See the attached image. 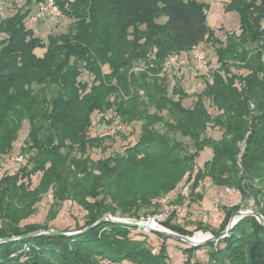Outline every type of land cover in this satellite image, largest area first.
<instances>
[{
	"label": "trees",
	"instance_id": "16d2710c",
	"mask_svg": "<svg viewBox=\"0 0 264 264\" xmlns=\"http://www.w3.org/2000/svg\"><path fill=\"white\" fill-rule=\"evenodd\" d=\"M41 1L18 5L13 0L11 15L0 21V163L14 156L24 123L29 126L19 155L25 162L15 172L6 167L0 178V240L44 233L0 244V264H171L169 237L155 233L164 240L155 248L148 235L124 223L105 221L73 236L47 233L54 229L50 224L22 227L14 210L47 185L55 188L58 202L69 198L88 213L84 224L75 221L76 229L64 232L82 231L107 213L115 215V203L126 212L123 184L139 164L145 172L157 164L160 172H180L161 196L151 197L158 210L159 198L185 179L192 202L202 201L197 189L210 178L261 203L264 189L256 182L264 184V0H229L227 9L239 13L241 25L240 33L228 34L225 41L208 26L207 5L200 0H55L69 26L50 29L47 43L30 24ZM209 41L220 45L215 50L220 69L186 107L189 94L178 82L170 92L162 69L173 53H189ZM137 65L146 69L136 73ZM85 74L91 81L82 79ZM109 112L114 116L108 124L114 118L142 122V136L124 152L96 161L90 150L107 153L111 147L107 137L90 136L93 117L101 114L102 122ZM159 124L164 134L157 131ZM208 129H218L220 138L209 136ZM206 148L213 158L197 169ZM38 172L43 175L33 189L30 177ZM23 178L28 182H20ZM142 191L137 187L132 196L141 199L137 210L150 206ZM184 200L178 196L174 204ZM223 210V229L215 236L225 234L241 205ZM176 216L173 210L163 225L191 236L171 223ZM205 246L210 247L206 264H264V226L253 216L243 217L229 235ZM201 247L185 248L184 264H201L195 261Z\"/></svg>",
	"mask_w": 264,
	"mask_h": 264
},
{
	"label": "rangeland",
	"instance_id": "374dc122",
	"mask_svg": "<svg viewBox=\"0 0 264 264\" xmlns=\"http://www.w3.org/2000/svg\"><path fill=\"white\" fill-rule=\"evenodd\" d=\"M4 1L9 6H11V3L13 2V0ZM203 3L207 5L208 26L213 31H215L218 39L225 41L228 34H231L233 32L240 33V15L236 11H229L227 9V4L229 3V0H203ZM9 6L8 9L5 11L4 15L0 14V21L2 20L1 18H5V16L8 17L11 15ZM39 23L41 22H36L34 28L40 27L41 24ZM46 23L48 25V29H54L55 31H65L69 26L68 20L65 18V16H60V18H56L54 20L47 19ZM48 32L49 31L42 33L41 31L40 33L37 31V29H35L36 37L42 40L44 43H47L48 41ZM201 45V49L205 55L204 64H199L195 61V59L192 58H190L189 60H185L187 61L186 64L181 65L182 67H180L183 68V75L180 76L179 74L181 73L180 71H178V69L173 66L171 67L167 65V62L169 60L167 59L161 73V75H165L167 78L166 81L167 85L169 86L170 92H172L174 85L178 82L179 84H181L179 86H181L184 91L189 94V97L183 102L186 107L191 106L196 100V94L201 93L205 89L206 82L211 78L212 72L220 69V65L218 63L215 51L216 48H218V46L220 45H215V43H213L212 41L203 43ZM38 54H43V50H39ZM178 55H180L182 58L186 56V54L183 52L172 54V56ZM145 69V66L141 67L137 65L134 71L136 73H141ZM82 79L87 82L91 81L90 76L86 74L82 76ZM143 94L144 93L141 92L142 96ZM174 98L178 99L179 96L175 95ZM155 110L156 109L150 107L149 113L155 114ZM209 111L213 115L217 114V111L211 107L209 108ZM164 115L167 116V113L165 112ZM100 116L101 114H97L93 117L94 126H92L90 136L107 137L105 143L106 145L111 147V149L107 153H102L100 150H90L89 155L91 159L97 161L101 158L108 157L112 152H124L126 148L135 145L138 142L139 138H141L142 122L128 124L119 121V119L117 118H114L112 123L108 124L106 123V120L111 119L114 114L111 112L107 113L104 117V121L102 122L99 121ZM157 131L159 133L164 134V125H157ZM218 132V129H208L209 136L216 137L217 139L220 138ZM28 133L29 126L27 125V123H24L19 139L15 143V149L11 154L12 156L14 155L13 157H17L21 154V147L24 141L26 140ZM108 136H110L111 138ZM187 142L189 143V141ZM244 144L245 143L240 144L241 151H244ZM25 158L27 159V156ZM212 158L213 150L211 148H206L197 160L196 168H203L206 162H208ZM139 165L140 166L137 167V173H130L128 177L126 176V180L123 184V186L126 187H123L124 189L122 198L123 203L126 204L127 211L122 212L121 206V209H118L117 206H119V204L115 203L114 211H112L115 212V215L107 213L102 218L110 217L112 219L122 220L124 222L131 223H152V220H155L156 222H158L159 225H162L164 228H166L163 225V222H166L169 219L172 211L176 210L177 216L172 219L171 223L178 225L184 230H186L189 235H191L188 237H191L196 241H204L207 238V235L208 238L210 236H215L214 233L218 232L220 229H223L221 228V226L225 218V212L223 210L224 206L227 208H231L235 205H241L240 211L253 210L258 213L262 211L261 207L262 205H264V196L259 195L261 203L258 204L255 203L254 199H243L240 192L233 188H227V186H216V184L213 183L210 178L204 179V181L200 184L197 189V192L204 196L202 201L192 202L190 200V198L188 197L190 185L186 182L185 179L181 184L175 186L177 188L176 191L172 192L168 196H163L159 198V203L162 205V207L158 210L156 207H154L156 201H153L154 199L151 200V197L153 198V196H155L156 194L161 196V194L165 191V188L163 187L169 185L170 183L167 184V182H171L175 177H177V172L179 173V175L180 172L178 170H174L175 172L173 171L170 174H166L165 171L160 172L159 170H156V168L159 166L158 164L155 168V166L151 165V163H148L147 167H154V171H151L153 173H151L150 171L145 172L147 170H143L141 167L144 164ZM139 169L143 171L139 172ZM7 171H9L7 168H0V178ZM94 174L99 175L100 172L96 171L94 172ZM42 175L43 174L41 172H38L30 177L33 189H35L36 186L39 184ZM23 181L28 182V179L23 178L22 180H20V182ZM256 186H258L259 189L262 187L264 189V184L260 183L259 181L256 182ZM63 187L65 188V186ZM63 187L61 186V189ZM137 187L143 190L141 195H143L144 198L150 199V201L148 202L150 203V206L141 205L140 209L138 210L134 208L135 203L138 202L139 204L137 205H140L141 201V199H136V197L135 199L132 198ZM169 187H167V189H169ZM54 191L56 192L55 188L48 185L45 186L44 189L39 188L28 198V200L24 204L18 206L14 210L20 215V218L23 219V221L21 222L22 227L27 225L50 224V226L54 228L52 229V231L58 230L59 232L68 233L64 232L63 230L72 231L76 229V222H79L80 225L84 224L88 213L84 209H82L76 202H71L69 198H66L62 202H58V200L55 199L53 196ZM150 191L153 193H151ZM178 196H183L185 198L183 203L180 205L174 204ZM52 207L53 210H51ZM122 215L136 216L140 217V219L137 220L134 217L126 218L122 217ZM2 225L3 221L1 220L0 227H2ZM152 227L157 230L161 229L157 226ZM137 229L139 232L148 235V237L153 240L151 242L155 248L157 246H160L164 241L163 239H158L157 235L155 234V231H151L150 229L144 228ZM167 245L171 255V264H184L187 259V256L185 255L183 250L185 248H188L189 245L171 238H169V240L167 241ZM205 245L206 244L202 245L201 249L197 252V257L195 259V261L201 264H206L209 259L210 247ZM13 256L14 254L12 255V257Z\"/></svg>",
	"mask_w": 264,
	"mask_h": 264
},
{
	"label": "built area",
	"instance_id": "2783aa9c",
	"mask_svg": "<svg viewBox=\"0 0 264 264\" xmlns=\"http://www.w3.org/2000/svg\"><path fill=\"white\" fill-rule=\"evenodd\" d=\"M29 2H34V0H17L18 5H24ZM7 9H8V5L3 0H0V14L4 15ZM60 16H61V11L56 5L55 0H43L38 4L37 11L30 16V24H35L38 21L47 20V19L54 20L56 18H60ZM201 48H202V45H198L194 47L192 51L189 53L183 52L186 54L184 58H182L180 55L170 56L167 62V65L171 67L173 66L176 69H178V71H180L181 73L179 75L182 76L183 68H180V67H182L181 65L186 64L187 61L185 60H189L190 58H192V59H195V61L199 64L205 63V55ZM24 162H25V159L23 156H17V157H13L9 159L8 161H2L0 164L2 168L7 167V168H10L13 172H15L17 170V166L20 164H23ZM141 223L146 224L145 222H141ZM152 223L155 226L161 228L159 230H167L162 225H159L158 222H156L155 220L154 221L152 220ZM108 264H113V263H108Z\"/></svg>",
	"mask_w": 264,
	"mask_h": 264
},
{
	"label": "water",
	"instance_id": "95a60500",
	"mask_svg": "<svg viewBox=\"0 0 264 264\" xmlns=\"http://www.w3.org/2000/svg\"><path fill=\"white\" fill-rule=\"evenodd\" d=\"M246 216H253L255 217L263 226H264V216L258 212H255L253 210H247V211H239L237 212L236 214H234L231 218V220L229 221V224H228V227L225 231V234L223 235H220V236H210L209 238H206L203 242H200V243H195L192 241V238L191 237H188V236H184V235H181V234H178L176 232H173V231H170V230H157V229H154V228H150L151 231H155L156 233H159L163 236H167L171 239H174V240H177V241H181V242H184L190 246H202L204 244H208V243H211V242H218L220 241L222 238H224L226 235H229L232 228L234 227V225L243 217H246ZM114 221V222H119V223H124V224H127L128 226H131V227H136V228H144L145 229V226L143 223H131V222H124L122 220H117V219H112L110 217H104V218H101L100 220H98L97 222H95L94 224H92L91 226L85 228V230L81 231V232H68V233H63V232H59V231H48L47 233H53V234H57V235H63V236H73V235H78V234H81V233H84V232H87L97 226H99L100 224L104 223L105 221ZM44 232H36V233H32V234H29V235H25V236H22V237H16V238H10V239H4V240H0V244H3V243H7V242H12V241H15V240H24V239H27V238H30V237H33V236H36V235H39V234H42Z\"/></svg>",
	"mask_w": 264,
	"mask_h": 264
},
{
	"label": "crops",
	"instance_id": "0c3cea01",
	"mask_svg": "<svg viewBox=\"0 0 264 264\" xmlns=\"http://www.w3.org/2000/svg\"><path fill=\"white\" fill-rule=\"evenodd\" d=\"M200 1H202L203 2V0H200ZM41 23H39V24H41L40 25V27H35L34 29H37V31L38 32H40L41 33V31H42V33L43 32H47V31H50V29H48V25H47V20H42V21H40ZM33 25H35V24H33Z\"/></svg>",
	"mask_w": 264,
	"mask_h": 264
},
{
	"label": "bare ground",
	"instance_id": "6f19581e",
	"mask_svg": "<svg viewBox=\"0 0 264 264\" xmlns=\"http://www.w3.org/2000/svg\"><path fill=\"white\" fill-rule=\"evenodd\" d=\"M144 226H145V229H150V228H154L152 226H155V225L153 223H146V224H144ZM192 241L195 242V243L203 242V241H196L194 239H192Z\"/></svg>",
	"mask_w": 264,
	"mask_h": 264
}]
</instances>
